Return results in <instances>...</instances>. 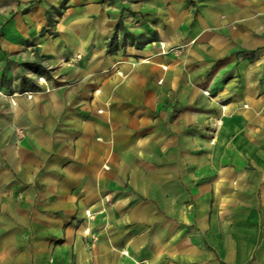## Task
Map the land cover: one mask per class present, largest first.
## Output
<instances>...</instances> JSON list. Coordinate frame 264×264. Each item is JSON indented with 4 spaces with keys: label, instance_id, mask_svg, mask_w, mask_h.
I'll return each mask as SVG.
<instances>
[{
    "label": "crops",
    "instance_id": "crops-1",
    "mask_svg": "<svg viewBox=\"0 0 264 264\" xmlns=\"http://www.w3.org/2000/svg\"><path fill=\"white\" fill-rule=\"evenodd\" d=\"M0 264H264V0H0Z\"/></svg>",
    "mask_w": 264,
    "mask_h": 264
},
{
    "label": "built area",
    "instance_id": "built-area-1",
    "mask_svg": "<svg viewBox=\"0 0 264 264\" xmlns=\"http://www.w3.org/2000/svg\"><path fill=\"white\" fill-rule=\"evenodd\" d=\"M165 48V46H163Z\"/></svg>",
    "mask_w": 264,
    "mask_h": 264
}]
</instances>
